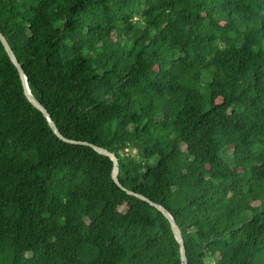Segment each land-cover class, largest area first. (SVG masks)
<instances>
[{
    "label": "trees",
    "instance_id": "trees-1",
    "mask_svg": "<svg viewBox=\"0 0 264 264\" xmlns=\"http://www.w3.org/2000/svg\"><path fill=\"white\" fill-rule=\"evenodd\" d=\"M0 32L187 264H264V0H0ZM112 169L0 42V264H181Z\"/></svg>",
    "mask_w": 264,
    "mask_h": 264
},
{
    "label": "water",
    "instance_id": "water-1",
    "mask_svg": "<svg viewBox=\"0 0 264 264\" xmlns=\"http://www.w3.org/2000/svg\"><path fill=\"white\" fill-rule=\"evenodd\" d=\"M0 42L7 54V56L9 57L10 61L12 62V64L16 67L20 79L22 81L23 87H24V93L25 96L27 98V100L31 103V105L33 107H35L37 110H39L42 115L45 117L50 129L53 131V133L63 142L66 143H70V144H80V145H86L89 146L90 148H92L94 151H96L98 154L103 155L108 157L113 164V169H112V173H111V178L114 181V183L120 187L121 189L125 190L129 195H133L143 201L148 202L151 206L155 207L156 209H158L163 216L168 220L169 224H170V228L173 234V237L175 239V241L177 242L178 246H179V256H180V262L181 264H187V260H186V255H185V248H184V242H183V237L182 234L180 232L179 227L177 226L176 222L174 221L173 217L171 216V214L165 210L164 208H162L161 206L151 202L149 199H147L146 197L128 191L125 188H123V186L120 184L119 180H118V160L116 158V156L112 153H110L109 151H107L106 149L97 147L95 145L89 144L87 142H78V141H73V140H69L65 137H63L60 132L58 131L55 123L53 122V120L51 119L50 115L48 114L47 110L36 100V98L31 94L30 89L28 87L27 84V78L24 74V71L21 67V65L18 63L12 49L10 48L9 44L7 43L5 37L2 35V33L0 32Z\"/></svg>",
    "mask_w": 264,
    "mask_h": 264
}]
</instances>
